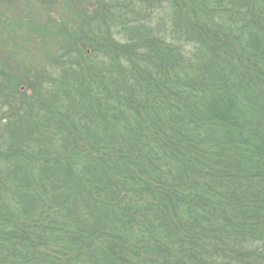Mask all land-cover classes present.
<instances>
[{
    "label": "trees",
    "instance_id": "trees-1",
    "mask_svg": "<svg viewBox=\"0 0 264 264\" xmlns=\"http://www.w3.org/2000/svg\"><path fill=\"white\" fill-rule=\"evenodd\" d=\"M73 16L0 64V264H264V0Z\"/></svg>",
    "mask_w": 264,
    "mask_h": 264
},
{
    "label": "rangeland",
    "instance_id": "rangeland-1",
    "mask_svg": "<svg viewBox=\"0 0 264 264\" xmlns=\"http://www.w3.org/2000/svg\"><path fill=\"white\" fill-rule=\"evenodd\" d=\"M84 5L86 0H0V64L43 67L56 50V26L68 24Z\"/></svg>",
    "mask_w": 264,
    "mask_h": 264
}]
</instances>
